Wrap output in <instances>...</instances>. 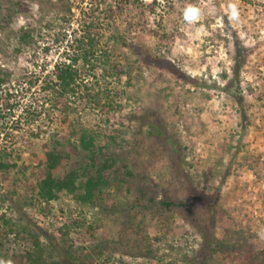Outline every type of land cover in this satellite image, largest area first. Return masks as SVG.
Masks as SVG:
<instances>
[{
    "label": "rangeland",
    "instance_id": "obj_1",
    "mask_svg": "<svg viewBox=\"0 0 264 264\" xmlns=\"http://www.w3.org/2000/svg\"><path fill=\"white\" fill-rule=\"evenodd\" d=\"M70 1L76 13L94 0ZM107 1L113 11L105 20L110 29L104 42L117 27L174 66L148 64L119 42L132 66L131 82L126 76L108 81L119 105L109 113L76 98L65 110L53 109L38 91L40 81L30 91L26 80L14 82L22 72L37 75L42 63L57 59L56 46L46 54L39 42L17 55L13 49L21 29L35 36L50 28L58 32L61 7L56 0H0V68L14 73L0 91L15 87L10 90L15 113L32 105L18 123L0 119L6 124L0 146L14 150L18 165L0 171V213L18 229H28L10 236L11 247L33 250L30 234L36 226L51 238L39 233L42 261L35 264H200L210 257L221 264H264V239L257 235L264 228V0H158L159 30L174 36L169 43L129 26L138 11L134 6L122 11L125 0ZM230 3L237 5L238 21L229 19ZM189 5L200 9L192 23L184 20ZM234 44L247 50L237 77L239 103L223 89L222 73L231 69ZM82 129L95 137L96 163H112L106 184L93 203L78 200L84 192L79 188L32 204L44 177L46 148L56 139L64 138L70 156L54 176L69 169L94 175L88 153L76 148ZM235 231L252 244L231 256L213 253L214 245H207L212 237Z\"/></svg>",
    "mask_w": 264,
    "mask_h": 264
},
{
    "label": "trees",
    "instance_id": "obj_2",
    "mask_svg": "<svg viewBox=\"0 0 264 264\" xmlns=\"http://www.w3.org/2000/svg\"><path fill=\"white\" fill-rule=\"evenodd\" d=\"M56 1L61 7V13L56 17V20L63 23L58 32L52 33L50 28L49 32H38L35 36L34 32L21 29L16 37L17 46L13 49L14 54L17 55L22 53L23 49L33 50L37 42L42 43V50L46 54L50 52L53 46L58 48V56L54 63L51 64V69H47L50 64V61H47L39 66V74L35 75L34 71H24L14 80V82L26 80L28 91L40 81L38 91H40L43 99L52 103L53 109L65 110L69 108L71 104L70 98L89 100V105L94 110L106 111V113L119 107L111 96L112 94L118 95H116L115 89L113 90L111 86H107L109 84L108 81L114 79L119 82L123 76H126L128 84H130L132 70L129 58L124 53L121 54V48L119 49L118 46L119 42H122L123 46H127L134 54L141 57L148 64L164 68L174 67L162 55H151L144 46H140L138 43L128 39L117 27H115V34L111 32V35L109 34V37H106L104 42V31L110 29V27H106L108 24H106L107 21L105 20L111 17V12L113 11V5L107 0L91 1L85 7L80 6L76 13L72 11L70 0ZM157 4L158 0H153L147 4L143 0H125L119 6H122H120L122 11L127 10V5H130V7L134 6L138 10L136 11V15L132 17V22L129 23V26L134 24L133 29L136 28L141 33L156 37L159 42L166 41V43H169L173 40L174 36H171L168 32L159 30L160 24L157 21V17H160V14L156 15ZM74 23L76 26H74ZM35 52L31 54L32 58L33 56L35 58ZM229 55L232 65L229 72L224 70L222 73V77L226 80L223 89L226 94L239 103L241 96L239 94L237 77L240 73V67L246 61L247 50L242 46L234 44ZM25 57L28 59L27 56ZM13 74L0 68V87L3 84L11 83ZM186 80L189 83L196 84V81L190 77H186ZM10 90L16 89L10 85L6 89L5 94L0 91V100L3 105L0 110V119L15 118L13 122L18 123L21 121L23 115L31 112L32 105L30 103L15 113L13 109L17 107V103L15 101L12 103L14 93L10 92ZM5 128L6 124L0 121V135ZM63 139L54 140L52 146L46 148L44 177L36 184L35 201L32 200V204L41 201L49 202L56 198V195L61 191L74 193L79 188H82L84 192L78 195V200L83 203H93L96 191L107 182L106 170L112 166V163L107 159L99 164L96 163L94 157L96 149L95 137L93 133L88 132L86 129H82L80 132L76 148L88 153L89 160L94 168V175L89 174L88 177H85L86 174H83L82 177L76 170L69 169L61 177L54 176L52 172L58 169L70 156V151H67L64 146ZM99 149L102 151L105 147H100ZM174 151L179 157L180 155L176 147H174ZM13 153L14 150H10L6 145L0 146V171L7 172L10 169L18 167L13 159ZM80 179H83L82 183H79ZM193 192L208 201L209 198L203 193L194 189ZM29 222L30 219L27 223ZM16 223L12 218H7L4 212L0 213V260H11L15 264H35L41 262L40 253L42 250L39 236L42 234L46 239H50L51 235H47L42 229L35 226L36 233L30 234L33 250L22 251L13 248L11 247L12 238L10 236L18 238L21 231L26 232L28 230L26 226H21L18 229L20 225ZM36 228L38 229L36 230ZM212 239L214 242H212ZM208 244L214 245L213 253L231 256V253L235 251L240 252L247 244H252V238L247 239L243 233L235 231L222 239H214L212 237L207 240ZM207 262L208 264H221L212 260L211 257L210 259H204L200 264Z\"/></svg>",
    "mask_w": 264,
    "mask_h": 264
},
{
    "label": "clouds",
    "instance_id": "obj_3",
    "mask_svg": "<svg viewBox=\"0 0 264 264\" xmlns=\"http://www.w3.org/2000/svg\"><path fill=\"white\" fill-rule=\"evenodd\" d=\"M229 19L231 21H238L239 20V12L237 10V5L236 3H230L229 6ZM200 15V9L197 7L189 5L185 10H184V20L187 21L188 23H192L196 21L199 18ZM257 235L261 238L264 239V228H261ZM0 264H12L11 260H0Z\"/></svg>",
    "mask_w": 264,
    "mask_h": 264
},
{
    "label": "built area",
    "instance_id": "obj_4",
    "mask_svg": "<svg viewBox=\"0 0 264 264\" xmlns=\"http://www.w3.org/2000/svg\"><path fill=\"white\" fill-rule=\"evenodd\" d=\"M55 60H56V59H55ZM55 60H54V61H55ZM53 63H54V62H53ZM50 67H52V65H51V64H50Z\"/></svg>",
    "mask_w": 264,
    "mask_h": 264
}]
</instances>
